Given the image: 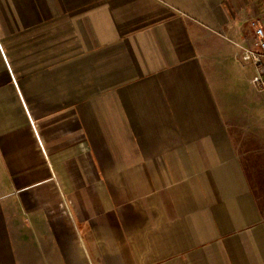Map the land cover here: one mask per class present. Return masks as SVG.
I'll list each match as a JSON object with an SVG mask.
<instances>
[{"label":"crops","instance_id":"obj_1","mask_svg":"<svg viewBox=\"0 0 264 264\" xmlns=\"http://www.w3.org/2000/svg\"><path fill=\"white\" fill-rule=\"evenodd\" d=\"M249 0H0V264H264Z\"/></svg>","mask_w":264,"mask_h":264},{"label":"built area","instance_id":"obj_2","mask_svg":"<svg viewBox=\"0 0 264 264\" xmlns=\"http://www.w3.org/2000/svg\"><path fill=\"white\" fill-rule=\"evenodd\" d=\"M239 59L242 63L254 66L252 82L264 92V26L260 22L252 23L251 35L246 38Z\"/></svg>","mask_w":264,"mask_h":264},{"label":"rangeland","instance_id":"obj_3","mask_svg":"<svg viewBox=\"0 0 264 264\" xmlns=\"http://www.w3.org/2000/svg\"><path fill=\"white\" fill-rule=\"evenodd\" d=\"M251 4L256 7V18L252 20L253 22H260L264 26V0H249Z\"/></svg>","mask_w":264,"mask_h":264}]
</instances>
